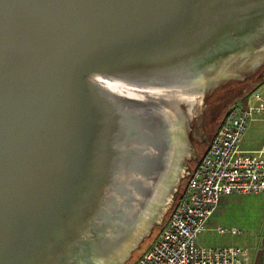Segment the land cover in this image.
<instances>
[{
	"label": "water",
	"instance_id": "1",
	"mask_svg": "<svg viewBox=\"0 0 264 264\" xmlns=\"http://www.w3.org/2000/svg\"><path fill=\"white\" fill-rule=\"evenodd\" d=\"M261 65L264 0H0V264H125L175 137L147 95Z\"/></svg>",
	"mask_w": 264,
	"mask_h": 264
},
{
	"label": "built area",
	"instance_id": "2",
	"mask_svg": "<svg viewBox=\"0 0 264 264\" xmlns=\"http://www.w3.org/2000/svg\"><path fill=\"white\" fill-rule=\"evenodd\" d=\"M256 98L261 96L256 93ZM264 102L227 110L218 129L195 164L158 238L134 264H246L241 245L201 246L198 237L224 195L264 193V156L238 155L237 149L253 115ZM220 234L241 235L238 227H218Z\"/></svg>",
	"mask_w": 264,
	"mask_h": 264
},
{
	"label": "rangeland",
	"instance_id": "3",
	"mask_svg": "<svg viewBox=\"0 0 264 264\" xmlns=\"http://www.w3.org/2000/svg\"><path fill=\"white\" fill-rule=\"evenodd\" d=\"M241 76L242 78L238 77L226 82H220L215 87L209 86L204 91L201 90L193 96L196 102L193 104V117L189 118L190 121L186 126L189 155L183 158L184 172L182 170V172L179 173L176 187L172 191L171 199L167 204L166 209L162 212L161 218L151 225L149 229L150 231H147V236L144 237L138 248L135 249L131 257L128 259L127 264H134L140 255L158 238L185 183L186 171L195 164L196 160L203 153L227 110L234 106H239L242 109H249L251 106H257L260 105L261 102H264V96L260 95L262 100L256 98V91L259 86L255 87L256 82L259 81V79L264 78V65H261L256 69L248 70L247 72H242ZM187 106L188 104L186 102H180V107L183 110L186 109ZM253 116L256 120V117L264 116V113H255ZM249 135V141L252 143L248 145V147L256 148V129L252 130ZM234 195H238V202L245 205L252 203V201L256 202V194H249L248 196H242L239 194ZM223 199H226V197L223 196ZM217 226L218 225H216V227ZM216 227L207 223L206 228L198 237V244L204 247L237 245L230 244L235 236L230 234H220L216 231ZM238 228L242 229L244 232L246 231V229L241 226Z\"/></svg>",
	"mask_w": 264,
	"mask_h": 264
},
{
	"label": "crops",
	"instance_id": "4",
	"mask_svg": "<svg viewBox=\"0 0 264 264\" xmlns=\"http://www.w3.org/2000/svg\"><path fill=\"white\" fill-rule=\"evenodd\" d=\"M264 96V83H261L256 91ZM262 100V99H261ZM256 122V125H255ZM238 146V155L264 156V116L250 120ZM256 129V148H249L250 132ZM208 224L216 227H243L246 231L235 236L230 244L245 246L248 249L246 264H264V193L256 194V202L248 205L238 202V195H224ZM246 196V195H242ZM248 196V195H247ZM244 205V206H243ZM219 223V224H217ZM215 228V229H216ZM231 235V234H230Z\"/></svg>",
	"mask_w": 264,
	"mask_h": 264
},
{
	"label": "bare ground",
	"instance_id": "5",
	"mask_svg": "<svg viewBox=\"0 0 264 264\" xmlns=\"http://www.w3.org/2000/svg\"><path fill=\"white\" fill-rule=\"evenodd\" d=\"M199 92L200 91L184 88L164 91L157 90L152 91L149 93L150 95H147L153 99L160 100L166 107L167 114L170 116L173 123V134H175V137L173 138L174 142L170 151L171 159L166 174L163 180L158 183L156 192L148 205L149 208L145 218L147 220H144L141 223V228L144 232H147L151 225L161 218L162 212L166 209L167 204L171 199L172 191L176 187L179 173L183 170V158L189 155L185 135L187 132L186 126L190 121L189 118L193 117L192 115L194 113L193 104L196 101L193 96ZM131 94L139 95L134 92H131ZM181 101L188 104L187 108L184 110L180 107Z\"/></svg>",
	"mask_w": 264,
	"mask_h": 264
},
{
	"label": "trees",
	"instance_id": "6",
	"mask_svg": "<svg viewBox=\"0 0 264 264\" xmlns=\"http://www.w3.org/2000/svg\"><path fill=\"white\" fill-rule=\"evenodd\" d=\"M261 83H264V78H261V79H259V81H257L256 82V86L255 87H257V86H259ZM255 89V88H254ZM251 92V91H250ZM220 125V124H219ZM219 127V126H218ZM218 127H217V129H218ZM216 129V130H217ZM216 132V131H215ZM215 132H214V134H215ZM213 134V135H214ZM213 137V136H212ZM212 137H211V139H212ZM205 150V149H204ZM204 152V151H203ZM125 264H127V261H126V263Z\"/></svg>",
	"mask_w": 264,
	"mask_h": 264
}]
</instances>
